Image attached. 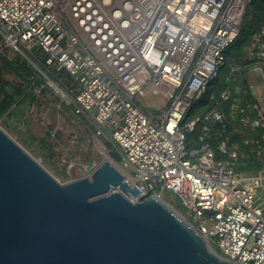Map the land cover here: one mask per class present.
I'll use <instances>...</instances> for the list:
<instances>
[{"label":"built area","instance_id":"built-area-1","mask_svg":"<svg viewBox=\"0 0 264 264\" xmlns=\"http://www.w3.org/2000/svg\"><path fill=\"white\" fill-rule=\"evenodd\" d=\"M253 1L0 0V36L37 62L34 51L40 49L48 67L76 81L77 90L39 70L75 114L113 143L126 167L114 162L138 190L128 198L163 199L171 190L189 209L188 221L236 264H264V198L235 176L232 161L218 158V151L231 154L228 142L217 149L210 143L225 131L221 100L232 91L222 90L220 99L210 93L214 105L186 124L184 119L226 67L229 81L242 75L226 50L239 37ZM244 53L264 73V23ZM140 96L155 99L160 112L143 105ZM240 111L241 125L264 127L257 105L246 103ZM189 133H196L200 147L188 149Z\"/></svg>","mask_w":264,"mask_h":264},{"label":"water","instance_id":"water-1","mask_svg":"<svg viewBox=\"0 0 264 264\" xmlns=\"http://www.w3.org/2000/svg\"><path fill=\"white\" fill-rule=\"evenodd\" d=\"M87 170L60 182L0 126V264H236L111 161Z\"/></svg>","mask_w":264,"mask_h":264},{"label":"rangeland","instance_id":"rangeland-1","mask_svg":"<svg viewBox=\"0 0 264 264\" xmlns=\"http://www.w3.org/2000/svg\"><path fill=\"white\" fill-rule=\"evenodd\" d=\"M251 18L252 15L249 19ZM245 27L246 30L241 36L244 50L256 32L254 30L250 35L251 27H247L246 24ZM244 56L246 55L243 52L241 55L242 59H246ZM18 58L22 62L26 59L28 63L32 64L38 70L42 68L39 62L25 56L0 36V103L5 97V92L2 91V88L9 92L16 91L20 88L24 94V102L16 109L13 115L7 113L0 117V126L62 183L87 177L89 175L87 166L101 164L106 158L105 153L113 158V160L111 159L112 162L115 160L126 167L124 159L120 155L118 158L115 157L107 148L105 137L96 134L93 124L85 117L75 114L72 104H69L51 86L38 84V76L37 80L32 75L26 78L23 76L24 72L17 70L18 66L21 65ZM230 63L236 64L232 59ZM250 67L247 69L246 76L249 79L250 90L253 92L256 85L263 81L259 75L255 74L256 71ZM241 81L242 75L237 80L240 83L236 87L238 94H242L243 91ZM263 91L264 88L261 92L255 90V94L260 96ZM138 100L143 105L147 103L153 105L150 109L154 113H158L161 110V106L156 104L155 99L140 96ZM197 106V102L193 103L190 110L192 108L196 109ZM242 106L241 98L237 97L234 105V109H236L235 113ZM233 131L234 134L239 133L237 135L242 137V140L245 138V144L247 143V138L251 139L254 135L252 128L242 127L240 129L238 127ZM198 147V145H194L191 142L188 145V149ZM229 149L231 152L229 154L230 156L233 153H237L235 158L231 156L232 160L235 159L234 161L250 155L248 151L241 148V143L236 140L231 144ZM259 156L264 161V146L260 150ZM238 161L233 164L235 176L241 181L244 179L249 184L254 185L255 192L261 198H264V179L261 181L258 179L259 176L257 174L255 175L254 172L243 170ZM250 175L255 176L249 179ZM164 195L166 202L173 205L179 212L184 215L188 213L189 209L178 195L171 190H165ZM192 222L197 224L194 220Z\"/></svg>","mask_w":264,"mask_h":264},{"label":"trees","instance_id":"trees-1","mask_svg":"<svg viewBox=\"0 0 264 264\" xmlns=\"http://www.w3.org/2000/svg\"><path fill=\"white\" fill-rule=\"evenodd\" d=\"M252 18L249 19V17ZM264 23V0H254L252 3H250L246 10L245 20L244 24L241 30V33L239 37L232 43L228 49L226 50L227 56L230 58V60H234L235 63L242 67V81L241 85L243 86L242 94H238L236 92V87L238 86L237 81H229L228 74L231 71V67H226L223 72L218 76L217 80L214 82V84L211 86L210 90L204 95V97L197 101L198 106L196 109H191L188 111V113L185 116L184 123L191 121L195 119L196 117L202 115L204 112L208 111L213 105L214 101L210 100V93L215 92L218 96V99H220L219 94L222 90L229 88L232 91V96L229 100L222 101L221 100V109L225 115V131H223L222 124H220L218 127V130L222 132V135L215 137H212L210 143L214 148H218L221 143L228 142L229 146L234 143V141H239L241 143V148L249 152V156L245 158H240L237 161L240 163V166L243 168V170L247 172H254V174H258L261 171H264V161L259 158L260 149L262 146H264V141L261 137V135L264 134V129L262 127L258 128L257 134L260 135V140L262 146L259 147V144H251L246 143L245 144V138L240 137L239 133L234 134L233 130L234 128L243 127L241 126V120L244 116L243 113L238 109L237 113H235L234 105L236 103V98H241V102L243 105L246 102L249 103H256L257 100L252 94V91L250 90V84L248 81V78L246 76L247 69L250 67L251 64H255V61L242 59L241 55L244 52V46L242 43V33L246 30L245 24L247 27H251L250 29V35L254 32V30H257L261 24ZM35 55L39 57L38 61L42 68L49 70L50 75H52L55 80H57L59 83L68 86L73 87L74 89H78V85L76 81L73 79V77L69 74H67L65 71L63 72H56L51 67L47 66V56L40 50L36 49L34 51ZM245 55V53H244ZM18 61L21 63L20 66H18L17 70H21L24 77L29 76H35L36 80L39 77L38 84H44L47 86V83L45 82V78L43 74L37 69L34 68L32 64L28 63V61L25 59V61H21L20 58H18ZM38 76V77H37ZM36 84V83H35ZM2 91L5 92V97L0 103V117L4 116L5 114L13 115L16 112V109L24 102V94L22 93V89H17L16 91L9 92L6 89L2 88ZM238 126V127H237ZM240 128V129H241ZM190 139V142L194 145L201 146L197 140H196V133H189L188 134ZM255 135V133H254ZM105 144L107 148L113 153L115 157H120L117 149L111 143L110 141H105ZM218 158L227 160H232V157L228 153H223L221 151H218ZM232 160L233 163H237V161Z\"/></svg>","mask_w":264,"mask_h":264},{"label":"crops","instance_id":"crops-1","mask_svg":"<svg viewBox=\"0 0 264 264\" xmlns=\"http://www.w3.org/2000/svg\"><path fill=\"white\" fill-rule=\"evenodd\" d=\"M244 52H245V50H244ZM256 64H251L250 66L252 67H250L251 69H253L254 71H256V73L255 74H257V75H259L260 76V78H262V83H259L258 85H256V88H255V90H257V91H262V89L264 88V73L262 72V71H260L259 69L258 70H255V67L257 66H255ZM246 75H247V73H246ZM248 78V77H247ZM249 80V79H248ZM255 90H253V92H252V94H253V96L255 97V99L257 100V102L256 103H249V102H246V103H249V104H255V105H257L258 106V108H259V110H260V112H262L263 114H264V91L262 92V94L259 96V95H256L255 94ZM245 103V104H246ZM248 105V104H247ZM252 106L250 107V109H249V111H248V114H252ZM244 115V114H243ZM245 116H246V113H245ZM244 117V116H243ZM242 117V118H243ZM254 117H257V114L256 113H254ZM241 126H243V125H241ZM243 127H245V126H243ZM246 128H250L251 129V127L250 126H247ZM258 128H260V127H258ZM258 128H256L255 130H253L254 131V133H255V135H253V137H251V139L250 138H247V140H251V144H259L260 146L259 147H261L262 146V144H261V140H260V135H258L257 134V130H258ZM263 129H264V127H262ZM261 137H262V139H263V141H264V134L263 135H261ZM252 140H254V141H252ZM263 147V146H262ZM262 149V148H261ZM260 149V150H261ZM227 160H230V159H227ZM231 161V160H230ZM258 174H262V175H264V172H259ZM256 175V174H255Z\"/></svg>","mask_w":264,"mask_h":264},{"label":"bare ground","instance_id":"bare-ground-1","mask_svg":"<svg viewBox=\"0 0 264 264\" xmlns=\"http://www.w3.org/2000/svg\"><path fill=\"white\" fill-rule=\"evenodd\" d=\"M103 152V151H102ZM105 155H106V158H105V160L107 161V160H109V161H111L112 162V158H111V156L109 155V154H106L105 153ZM112 159V160H111ZM114 165H115V163L114 162H112ZM115 166H117V164L115 165ZM118 167V166H117ZM118 168H120V167H118ZM164 200H165V198H163ZM166 201V200H165Z\"/></svg>","mask_w":264,"mask_h":264}]
</instances>
